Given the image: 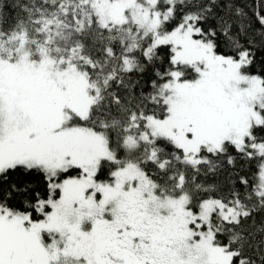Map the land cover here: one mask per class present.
Wrapping results in <instances>:
<instances>
[{"label": "snow or ice", "instance_id": "6c2138e0", "mask_svg": "<svg viewBox=\"0 0 264 264\" xmlns=\"http://www.w3.org/2000/svg\"><path fill=\"white\" fill-rule=\"evenodd\" d=\"M0 264H264V0H0Z\"/></svg>", "mask_w": 264, "mask_h": 264}, {"label": "trees", "instance_id": "16d2710c", "mask_svg": "<svg viewBox=\"0 0 264 264\" xmlns=\"http://www.w3.org/2000/svg\"><path fill=\"white\" fill-rule=\"evenodd\" d=\"M13 2V0H4V3L5 5H11ZM239 2L242 4V5H248L249 7H251L252 5V0H239ZM5 11H11V8L10 7H6L5 8ZM167 51V50H165ZM256 171V166L255 164H252V165H245L244 168H243V172L241 174H248L249 176H251L252 173H254ZM218 181L222 182L224 181V177L221 176L219 178H217ZM237 187H239V185H237ZM227 192V185H225L224 189H223V192L221 194H226Z\"/></svg>", "mask_w": 264, "mask_h": 264}]
</instances>
